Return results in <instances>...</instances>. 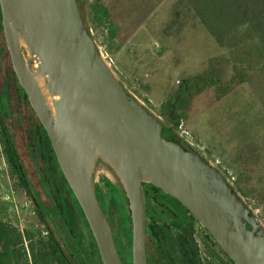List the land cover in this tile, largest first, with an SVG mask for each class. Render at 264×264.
<instances>
[{"label": "water", "instance_id": "95a60500", "mask_svg": "<svg viewBox=\"0 0 264 264\" xmlns=\"http://www.w3.org/2000/svg\"><path fill=\"white\" fill-rule=\"evenodd\" d=\"M13 72L77 200L102 264H123L97 200L98 159L127 200L131 264H147L143 184L178 201L233 264H264L253 213L215 168L161 136L162 125L122 87L97 53L77 0H0Z\"/></svg>", "mask_w": 264, "mask_h": 264}, {"label": "rangeland", "instance_id": "374dc122", "mask_svg": "<svg viewBox=\"0 0 264 264\" xmlns=\"http://www.w3.org/2000/svg\"><path fill=\"white\" fill-rule=\"evenodd\" d=\"M138 2L142 9L133 19L135 30L129 31L130 25L128 24L127 28L126 24L123 25L124 35L130 34V37L122 39V51L116 53L115 57L111 50V43L107 38L108 32L95 29L90 24L87 12L88 6L92 2L90 0H80L78 10H80L82 16H85L84 27H89L96 50L106 52L113 60L115 66L113 73L124 90L162 124L165 121L159 116L160 102H164L172 95L181 81L207 73H209L208 78H205L207 81H214L218 77L219 83L214 82L194 102V109L199 111L204 107V104H208L210 98L216 97L217 91H221L222 87H225L232 77L235 76L237 81L248 80L249 75L253 74L254 70L264 65V47L258 45L256 40L245 42L247 46L238 45V42H242L238 40L235 41L234 45H231L229 44L231 41L228 40L225 42L228 46H221L206 26L201 24L198 18L186 9L182 0H139ZM259 2L261 3V0ZM241 4H243V0ZM255 8L256 11L251 17L256 19L262 14L257 11L262 10L264 6H255ZM153 35L157 40L152 39ZM120 65L124 72L120 70ZM134 68L137 69L136 73L140 76L139 79H128L123 76L125 73L132 74L131 71ZM246 84L242 86V83L234 87L231 96L227 97L226 101L222 103L224 112L232 108L238 112L233 106H239V120L236 121V125L228 127L231 131L229 130L230 134L226 137L230 141L223 145L224 149L229 146V149L225 151L233 156L236 154L245 156L247 148L244 149L243 147H247L248 144L251 120H263L260 116L261 113L258 114L257 111L249 108L250 99ZM210 116L211 118L215 116L214 112L211 111L209 114L200 113L196 121L198 122L200 118L203 122V118ZM184 122H182L183 129L187 131L188 128L185 129ZM26 124L31 133L37 131L40 123L33 111L28 112ZM214 124L210 123L209 125V136L216 134V126H212ZM223 128L226 129V126H223ZM263 130L264 127L259 125L256 128V133L261 131V134H263ZM177 133L188 146L204 157L208 164L217 169L233 185L239 198L264 227V205L263 207L257 205V202H259L257 196L244 197L237 191L232 170L224 167L219 159L220 155H217L223 150L217 149L216 154L212 150L201 149V147L195 145L189 132L181 134L178 129ZM222 133L225 135L228 130L226 129ZM1 140L0 136V220L10 223L24 234L29 233L33 242L38 239L43 240L45 229L39 223L24 191L15 187V180L10 176V168L3 154ZM243 160L240 162H244ZM93 183L98 192L102 196L104 195L105 198L113 186L122 191L118 179L102 161H97L95 164ZM144 191L147 223L154 225V227L171 225L175 218L169 217L166 208L161 206L157 200L162 197V194L153 192L149 186H145ZM263 191L255 190L254 194L257 192L260 197L264 194ZM107 208H109L112 235L118 244V248V246H121L117 225L118 210L110 205H107ZM190 229L199 235H203L206 231L197 221H192ZM58 230L63 233L61 229ZM61 242L64 243L62 239ZM25 243L28 244V241H25Z\"/></svg>", "mask_w": 264, "mask_h": 264}, {"label": "trees", "instance_id": "16d2710c", "mask_svg": "<svg viewBox=\"0 0 264 264\" xmlns=\"http://www.w3.org/2000/svg\"><path fill=\"white\" fill-rule=\"evenodd\" d=\"M182 1L186 8L190 9L192 15L198 18L213 36L218 38L230 31L232 22L239 16L232 11V7L241 4L242 0L239 2L238 0ZM251 2L255 6H264V0H261V3L259 0H251ZM77 5L80 6V0H77ZM78 11L84 25L85 16H82L80 10ZM87 13L91 26L102 32L107 28L109 24L107 11L100 2L90 3ZM85 30L90 34L89 27L85 26ZM208 76L209 73L181 81L177 90L159 106V116L165 121L162 124L156 118L162 125L161 136L188 151L192 148L179 137L177 130L180 123L186 121L187 111L195 96L209 88L214 82L219 83L218 77L214 81H207L205 78ZM246 81L247 79L237 81L235 76L232 77L221 91H217L216 100L221 99L238 84ZM27 110L32 111L27 96L13 72L5 46L0 16V136L3 154L10 168V176L15 180V187L24 191L39 223L45 225V220L52 215L46 227L47 230L61 229L65 237L62 244L65 245L64 247L59 244L55 246L51 240L48 245L41 239L33 242L29 233L24 234L10 223L0 220V264H102L88 224L74 197L76 209L74 211L70 209L66 196L67 194L72 195V192L59 169L43 127L39 124L37 131L32 133L27 127ZM145 110L148 112L147 109ZM244 178V175H240L235 179L234 185L237 191L244 197L257 196L259 198L257 205L263 207L264 194L259 197L257 192L254 194V189L239 187L240 181ZM144 186H149L153 192L162 194V197L157 200L161 206L166 208L169 217H174V214L179 212L176 207L189 214L171 196L152 185L143 184ZM106 199L108 206L118 210L117 225L121 240L118 253L122 254L123 264H131V227L127 200L124 193L118 195L113 188L106 195ZM189 218L196 221L190 214ZM168 228V226L155 227V232H166ZM25 241H28V244Z\"/></svg>", "mask_w": 264, "mask_h": 264}, {"label": "crops", "instance_id": "0c3cea01", "mask_svg": "<svg viewBox=\"0 0 264 264\" xmlns=\"http://www.w3.org/2000/svg\"><path fill=\"white\" fill-rule=\"evenodd\" d=\"M95 1L100 2L107 11V21L109 24L105 29V32H108L107 38L111 43V50L113 56L115 57L116 53H120L122 51V39L130 37V34L124 35L123 25L126 24L127 28L129 24V31L135 30V26H133V19L141 12L142 6H140L138 2L139 0H90L92 3ZM239 1L240 0H238V2ZM251 3V0H243V4H236L232 7V11L239 16L232 22L229 32L216 38L221 46H228L225 44L228 40L231 41V43H229L231 45H234L237 40L242 41L241 43L238 42V45L242 46H247L245 45V42H252L253 40H256L258 45L264 47V8L257 11L262 14L260 17L255 19L251 17V15L254 14L256 8ZM186 9L192 13L189 8ZM154 37L155 36L153 35L152 39L157 40V38ZM119 68L122 72H124L121 65ZM136 72L137 69L134 68L131 71L132 74L125 73L123 76L128 79H139L140 76ZM244 84L247 85V91H249V108L257 111L258 114L261 113L260 116L263 119L262 121H256L255 119H253V121L251 120V132L247 141L248 144L247 147H243L244 149L247 148L245 156H241L239 154L234 156L230 155L225 151L226 149H229V146H227L226 149L223 148V145H225V143H229L230 141L226 137L231 131L228 127L230 125H236V121L239 120L238 105L233 106L238 112H236L233 108L227 111L225 110L224 112V108L222 107V103L226 101L227 97L231 96L232 92L227 93L218 100H216L215 97L212 99L210 98L208 104H204V107L199 111L194 109V102L202 92L196 95L191 102L189 110L187 111V117L184 125L185 129H189H187V131L190 133L193 138V142L197 147H201V149H205L207 151L212 150L214 153H216L215 151L217 149L223 150L220 154H216L220 155L219 159L222 161V165L232 170L234 174V181L240 175L245 176V178L240 181L239 187L264 190V130L263 134H261V131L256 133V128L259 125L264 127V65L254 70L253 74L249 75L248 80L243 83L242 86H244ZM161 103H163V101H161L160 104ZM211 111L214 112L215 116L212 118L211 116L203 118V122L200 118L198 119V122L196 121V118L199 117L200 113L209 114ZM210 123H215L212 126H216L217 129L215 132L216 134L212 136L208 135ZM223 126H226V129L228 130V133L225 135L222 133L226 130ZM206 127H208V132L206 131ZM207 155L209 156L208 153ZM241 160L244 162H240Z\"/></svg>", "mask_w": 264, "mask_h": 264}, {"label": "flooded vegetation", "instance_id": "af4514ba", "mask_svg": "<svg viewBox=\"0 0 264 264\" xmlns=\"http://www.w3.org/2000/svg\"><path fill=\"white\" fill-rule=\"evenodd\" d=\"M28 112L29 111L27 110L26 113L28 114ZM192 151L195 152L192 149L189 152ZM200 157L202 161L207 163V160L204 157L202 156ZM97 161H101V160L98 159ZM215 170L217 174L221 175V173L217 169ZM222 177L225 178L224 176ZM228 184L229 187L231 188L230 189L231 194H233L235 197H239L235 192L233 185L230 184L229 182ZM112 188L116 191L118 195H122L124 193L123 190L122 191L119 190L116 186H113ZM144 188L145 186L143 187V191ZM94 189L100 207L103 210V213L105 214L107 221L110 224L107 201H106L107 199L105 198L104 195L102 196L98 192V189L95 185H94ZM144 196H145V191H144ZM66 197H67V201L70 204V209L74 211L76 209V205L73 200L74 197L73 193L72 195L67 194ZM241 202L244 204L245 207H247V205L242 200ZM176 210L179 212L174 214L175 220L171 225H168L169 230H167L166 232L163 231L155 232L156 229L154 225L147 223V209H146L147 264H233L206 231L204 232L203 235L202 234L199 235L196 232L194 233V231L190 229L192 223V220L189 218L190 213L186 214L182 212L183 210H181L179 207H176ZM251 214L252 212L249 210L248 215L251 216ZM51 217L52 215H50L49 218L45 220V225L42 224L43 228L45 229V237L43 238L42 241L48 245V243L51 240V242H53L55 246H57L58 244L61 246L63 244L61 242V239L62 241L65 240V237L62 235V233L59 232V230H57L56 228H54L53 231H48L46 228L48 226V223L50 221L49 219H51ZM254 219H255L254 226L251 225L249 222L244 221L246 228L250 231H253L256 237L258 236L264 237V227L261 225L257 217H255ZM115 245L117 248L118 244L116 242ZM118 250H119V246L117 248V251ZM119 256L122 260V254H119Z\"/></svg>", "mask_w": 264, "mask_h": 264}, {"label": "built area", "instance_id": "2783aa9c", "mask_svg": "<svg viewBox=\"0 0 264 264\" xmlns=\"http://www.w3.org/2000/svg\"><path fill=\"white\" fill-rule=\"evenodd\" d=\"M97 53L99 54V56L103 59V61L106 63L107 67L113 72V68H115L114 66V62L113 60L108 56V54L106 52H103L101 50H98ZM179 131L181 132V134H186L187 132L183 129V124L180 123L179 127H178Z\"/></svg>", "mask_w": 264, "mask_h": 264}]
</instances>
